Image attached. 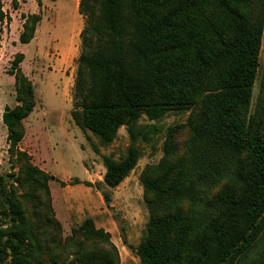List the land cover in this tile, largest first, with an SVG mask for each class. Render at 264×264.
Returning <instances> with one entry per match:
<instances>
[{
    "label": "trees",
    "instance_id": "16d2710c",
    "mask_svg": "<svg viewBox=\"0 0 264 264\" xmlns=\"http://www.w3.org/2000/svg\"><path fill=\"white\" fill-rule=\"evenodd\" d=\"M79 11L85 25L72 117L105 143L123 125L132 140L124 158L105 157V183L117 187L136 167L142 114L155 118L201 97L203 118L193 128L206 174L211 179L227 173L238 183L215 199L228 203L224 218L213 219L209 233L191 239L203 227L206 210L195 219L184 211L182 202L191 190L185 158L168 156L148 167L142 181L151 217L138 246L141 264H237L264 233V132L250 113L264 0H80ZM8 18L0 0V23ZM28 22L22 43L35 30ZM23 60L19 53L13 73L20 104L3 114L10 149L23 138V120L36 105L34 85L19 67ZM44 176L32 166L24 172L25 180L35 184L28 199L40 204L32 213L18 198L8 197L7 206L0 200V264H120L109 233L91 218L61 244L53 233L60 222L49 204L50 192L38 194ZM83 235L104 244L89 249L85 239L91 238Z\"/></svg>",
    "mask_w": 264,
    "mask_h": 264
},
{
    "label": "rangeland",
    "instance_id": "374dc122",
    "mask_svg": "<svg viewBox=\"0 0 264 264\" xmlns=\"http://www.w3.org/2000/svg\"><path fill=\"white\" fill-rule=\"evenodd\" d=\"M79 3L80 0H3L9 18L0 23V200L7 206L8 197L18 198L28 213L33 212L35 205L40 206L39 199H28L35 184L24 177L29 166L37 167L45 172L42 187L36 184L40 187L38 194L46 189L50 192L49 204L60 222L59 229L53 233L62 239L63 246L69 243L74 230L91 218L96 228L109 233L120 264H141L138 246L151 217L142 181L148 167L158 166L168 156L185 158V182L191 190L182 202L184 211L195 219L196 213L206 210L203 227L196 228L191 239L209 233L213 219L224 218L228 203H215V199L238 183L227 173L211 179L206 174L205 157L199 148L201 142L193 128V123L203 118L202 97L196 104L166 109L155 118L142 114L136 141L140 150L136 167L117 187L105 183V157L124 158L132 140L127 126L123 125L105 143L91 130L79 127L72 117L81 54L80 33L85 25ZM32 15H37L38 20ZM26 21L35 30L31 40L22 43L20 37ZM19 53L24 54L19 67L34 85L36 105L23 120V138L10 149L3 114L7 107L20 104L13 74ZM253 88L250 113L257 116L256 126L264 132V32ZM246 156L247 152H243L242 157ZM88 237L83 235L84 239ZM85 240L89 249L104 244L98 238ZM72 257L70 254L69 259ZM263 261L264 233L238 258L237 264H263Z\"/></svg>",
    "mask_w": 264,
    "mask_h": 264
}]
</instances>
